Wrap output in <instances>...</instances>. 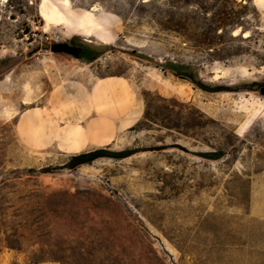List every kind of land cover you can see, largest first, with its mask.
<instances>
[{
    "label": "rangeland",
    "instance_id": "rangeland-1",
    "mask_svg": "<svg viewBox=\"0 0 264 264\" xmlns=\"http://www.w3.org/2000/svg\"><path fill=\"white\" fill-rule=\"evenodd\" d=\"M40 1L1 6L0 82L55 58L74 69L59 82L64 92L76 89L62 113L86 95L93 109L82 125L75 115L54 134L26 124L44 111L38 103L22 106L13 121L0 119V264H264V116L238 135L249 119L241 99H264V74L256 71L264 68V19L252 0H72L121 18L119 41L108 47L65 37L61 28L46 31ZM225 8L233 20L220 23ZM238 27L251 37H233ZM44 31L99 58L55 53L39 39ZM176 31L209 33L213 44ZM216 64L250 74L213 83ZM155 70L179 91L153 81ZM105 78L126 81L134 102L160 104L176 128L172 137L144 146L118 132L110 145L92 146L85 128L99 118L94 87ZM190 78L222 91L206 92ZM94 149L135 154L63 169L71 155Z\"/></svg>",
    "mask_w": 264,
    "mask_h": 264
},
{
    "label": "bare ground",
    "instance_id": "bare-ground-1",
    "mask_svg": "<svg viewBox=\"0 0 264 264\" xmlns=\"http://www.w3.org/2000/svg\"><path fill=\"white\" fill-rule=\"evenodd\" d=\"M7 1L0 0V12L1 6ZM149 1L144 0L146 3ZM252 4L264 19V0H252ZM37 11L46 23V31L51 27L61 28L65 37H81L88 42L93 39L104 47L116 44L123 29L121 18L100 4L88 8L77 7L72 0H41ZM231 35L249 39L251 32L238 27ZM64 65L50 57L23 68L15 79L12 74H7L0 82V119L13 121L18 118L22 106L38 103L44 105V111L29 116L26 120L28 126L38 125L54 134L61 125L74 119L75 115L78 117L77 122L82 125L86 115L92 112V101L86 95L81 107H70L62 113L67 97L76 90L75 86H69L67 92L59 88V82L74 72L73 68ZM235 71L244 77L250 74L246 67L216 64L211 69L209 81L217 83L228 79ZM256 71L264 74V68ZM149 77L157 83H166L167 88L173 91H179L171 82H166L160 71L151 72ZM106 86L111 89L108 90ZM180 92L184 94L183 91ZM94 96L100 107L107 105L108 108L105 111L98 108L99 118L85 128V133L92 134L94 138L92 146L110 145L118 132L126 133L141 145L152 146L169 140L176 132V128L165 117L160 104L134 102V96L126 81L115 78L102 79L95 84ZM241 102L243 111L249 114V119L240 127L239 136H243L259 116H264V99L242 98Z\"/></svg>",
    "mask_w": 264,
    "mask_h": 264
},
{
    "label": "trees",
    "instance_id": "trees-1",
    "mask_svg": "<svg viewBox=\"0 0 264 264\" xmlns=\"http://www.w3.org/2000/svg\"><path fill=\"white\" fill-rule=\"evenodd\" d=\"M220 19V23L224 22L223 20L227 17L222 16L221 14L218 15ZM212 30V29H210ZM178 34H181L184 38L188 39L189 41L192 42H196V43H201V44H207V45H211L213 44V41L210 37L209 33H205L203 34L204 37H194L192 35H189L188 33H180L178 31H176ZM77 59L82 61V62H87V63H93L94 61H96L99 56L89 52V51H83V52H79L77 54ZM5 61H2L1 63H4ZM183 79H186L185 77H182ZM190 81L198 84L203 90H205L206 92H218V91H222V89L218 90V87L215 89H209V87H207L206 85H203V83H200L199 81H195L194 79L190 78ZM179 148L183 149L182 147L179 146ZM184 150V149H183ZM133 154H135V152L130 151V150H124V151H119V152H111L108 151L107 149H94L88 152H84V153H80V154H75V155H71L69 157V159L67 160L66 164L64 165L63 169H68V170H72L75 171L83 166H87V165H92L94 162L100 160V159H114V160H122L124 158L130 157ZM201 157L206 158V159H212V160H216L218 158L216 157H212L214 155H211V153H202L200 154ZM45 173H49V169H46L45 171H43ZM101 198H103L108 205H110V203H113L111 200L103 197L101 195Z\"/></svg>",
    "mask_w": 264,
    "mask_h": 264
},
{
    "label": "built area",
    "instance_id": "built-area-1",
    "mask_svg": "<svg viewBox=\"0 0 264 264\" xmlns=\"http://www.w3.org/2000/svg\"><path fill=\"white\" fill-rule=\"evenodd\" d=\"M39 39L45 44H49L50 46L64 43L63 35L61 33L50 34L44 31L43 34L39 36Z\"/></svg>",
    "mask_w": 264,
    "mask_h": 264
},
{
    "label": "water",
    "instance_id": "water-1",
    "mask_svg": "<svg viewBox=\"0 0 264 264\" xmlns=\"http://www.w3.org/2000/svg\"><path fill=\"white\" fill-rule=\"evenodd\" d=\"M52 51L55 53H65L69 55H76L77 53V48L70 47L66 43L63 44H56L52 46ZM262 95H264V87L261 89Z\"/></svg>",
    "mask_w": 264,
    "mask_h": 264
},
{
    "label": "flooded vegetation",
    "instance_id": "flooded-vegetation-1",
    "mask_svg": "<svg viewBox=\"0 0 264 264\" xmlns=\"http://www.w3.org/2000/svg\"><path fill=\"white\" fill-rule=\"evenodd\" d=\"M220 14L222 16L229 17V16L234 15V12L233 11H228L227 8H225V9H223V10L220 11ZM232 20H233L232 18L231 19L225 18L223 21L224 22H229V21H232ZM218 29H219V27H218ZM67 45H69L70 47H73V48H77L78 51H77L76 54H78L80 52L79 48L76 47L75 45H73L71 43H68Z\"/></svg>",
    "mask_w": 264,
    "mask_h": 264
},
{
    "label": "crops",
    "instance_id": "crops-1",
    "mask_svg": "<svg viewBox=\"0 0 264 264\" xmlns=\"http://www.w3.org/2000/svg\"><path fill=\"white\" fill-rule=\"evenodd\" d=\"M102 80V79H101ZM100 81V80H99ZM97 84V83H96ZM128 84V83H127ZM129 87V86H128ZM95 88V87H94ZM106 88L108 90H110L111 88H109V86H106ZM130 89V88H129ZM131 91V90H130ZM95 97V96H94ZM139 102H143V101H137L136 103H139ZM147 102V101H146ZM103 106H107V105H103ZM100 107V104H99V108L102 109V107ZM108 107V106H107ZM98 110V109H97ZM164 110V109H163ZM164 113H165V117L169 120V117H168V113L164 110ZM95 122V121H94ZM170 122V120H169ZM90 125V124H89ZM38 264H61V263H58V262H53V261H47V262H41V263H38Z\"/></svg>",
    "mask_w": 264,
    "mask_h": 264
}]
</instances>
